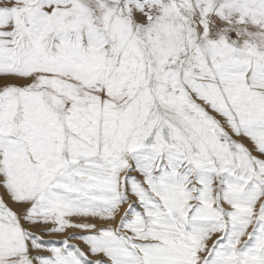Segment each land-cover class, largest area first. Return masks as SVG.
I'll return each mask as SVG.
<instances>
[{
	"label": "snow or ice",
	"instance_id": "obj_1",
	"mask_svg": "<svg viewBox=\"0 0 264 264\" xmlns=\"http://www.w3.org/2000/svg\"><path fill=\"white\" fill-rule=\"evenodd\" d=\"M0 264H264V0H0Z\"/></svg>",
	"mask_w": 264,
	"mask_h": 264
},
{
	"label": "rangeland",
	"instance_id": "obj_2",
	"mask_svg": "<svg viewBox=\"0 0 264 264\" xmlns=\"http://www.w3.org/2000/svg\"><path fill=\"white\" fill-rule=\"evenodd\" d=\"M64 237L60 236V235H56V236H48V235H44L43 239L48 241V240H52V241H60L62 240ZM75 242V241H74Z\"/></svg>",
	"mask_w": 264,
	"mask_h": 264
}]
</instances>
